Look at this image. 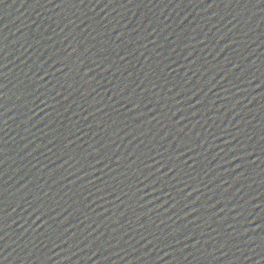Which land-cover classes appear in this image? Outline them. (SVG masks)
Returning a JSON list of instances; mask_svg holds the SVG:
<instances>
[{"label": "water", "instance_id": "95a60500", "mask_svg": "<svg viewBox=\"0 0 264 264\" xmlns=\"http://www.w3.org/2000/svg\"><path fill=\"white\" fill-rule=\"evenodd\" d=\"M239 2L0 3V264H264V5Z\"/></svg>", "mask_w": 264, "mask_h": 264}, {"label": "snow or ice", "instance_id": "6c2138e0", "mask_svg": "<svg viewBox=\"0 0 264 264\" xmlns=\"http://www.w3.org/2000/svg\"><path fill=\"white\" fill-rule=\"evenodd\" d=\"M3 2H4V0H0V3H3ZM98 2H100V0H98ZM113 2H114V0H109V3H113ZM201 2H203V0H201ZM221 2L224 3L226 7H230L233 4V0H226V2H225V0H221ZM236 2H237V6H239L240 5L239 0H236ZM61 3L71 5L72 7H77L78 5L83 6L85 4V0H78V3H77V0H61ZM89 3H91V0H89ZM215 3H216V0H213V3L209 4L208 7H212L213 4H215ZM244 5L246 8L248 5H252L253 7H258V6L264 5V0H246ZM105 6L107 7V5H105ZM69 47H71V45H69ZM73 51H75V49H73ZM65 59H67V57H65ZM4 66L6 67V65H4ZM66 66L67 65H65V67ZM57 71L63 73L62 68L57 69ZM89 71H91V69H89ZM45 75H48V73H45ZM85 75H87V73H85ZM49 83H51V81H49ZM5 87H6V85H5ZM40 87H44V85H40ZM37 91H39V89H37ZM28 94L32 95V93H28ZM57 94L59 95L60 93H57ZM42 96H44V93H41L40 95L34 96L31 103L34 106H36V101H40V103H47L46 99H41ZM197 103H200V101H197ZM4 106H5L4 104L0 103V108H3ZM29 111H32V109L29 108ZM3 115H5V113L0 112V116H3ZM4 123L6 124L7 121H4ZM261 139L264 140V136H261ZM242 147H245V146L242 145ZM251 147L253 148V151L252 152L245 151L243 156H251L255 153L256 146L253 145ZM2 152H3V149H0V154H2ZM260 152L264 153V146H260ZM181 155H184V153H181ZM257 158H262V157H257ZM234 159H238V160L242 159V156H236V157H234ZM0 163H3V162L0 161ZM96 163H103V158L96 161ZM183 163L186 164L187 161H183ZM249 163L254 164L255 161L251 160V161H249ZM89 167H94V165H89ZM162 167H168L169 171H173V167H169L167 164L162 165ZM157 171H159V169H157ZM185 174H187V173H185ZM163 175L167 176V173H163ZM241 175H243V173H241ZM172 179H176V177L173 176ZM105 183H107V181ZM24 187H27V185H24ZM179 191H183V189H180ZM189 195H191V193H189ZM2 197H3V193H0V231H2L3 227L6 226L4 224V221L6 220V215H5L6 206L5 205L8 204V201L4 200ZM117 198H119V197H117ZM34 212L40 213V215L37 216V219H42L43 217L47 216V213L42 212L40 208L34 209ZM53 219H55V218L53 217ZM47 224H48V220L43 219V223L41 224V227H44V225H47ZM260 226L264 227V223H262ZM0 239H3V237H0ZM5 259H7V257H5Z\"/></svg>", "mask_w": 264, "mask_h": 264}]
</instances>
